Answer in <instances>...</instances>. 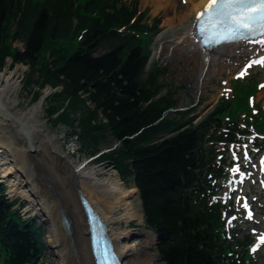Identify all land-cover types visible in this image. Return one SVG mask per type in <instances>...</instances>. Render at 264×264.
<instances>
[{"label": "trees", "instance_id": "1", "mask_svg": "<svg viewBox=\"0 0 264 264\" xmlns=\"http://www.w3.org/2000/svg\"><path fill=\"white\" fill-rule=\"evenodd\" d=\"M147 20L138 0H0V69L10 57L29 67L26 81L56 88L48 115L55 124L76 120L91 153L99 141L116 143L99 160L132 180L165 264H245L246 240L226 231L216 195L229 145L264 131V110L253 112L246 98L256 87L243 92L233 81L231 96L198 120L193 108L171 111L158 65L145 71L159 18ZM18 201L0 182L1 264H38L40 228Z\"/></svg>", "mask_w": 264, "mask_h": 264}, {"label": "rangeland", "instance_id": "2", "mask_svg": "<svg viewBox=\"0 0 264 264\" xmlns=\"http://www.w3.org/2000/svg\"><path fill=\"white\" fill-rule=\"evenodd\" d=\"M179 5L180 0H138L139 9L142 10L146 8L147 10L148 22L154 17L159 18L157 29L151 36V43L149 45L150 56L145 71H149L154 64L158 65L161 70L158 74V80L163 85L161 93L168 92L176 103L177 109L183 108V110H186L193 108L198 119L214 106L220 96H231L233 92V81L239 79L237 82L241 85H238L237 89H243L240 91L246 92L244 89L248 85L257 87V90L253 94H246L247 101L252 104L250 107L251 110L254 112L264 110V63L253 64V60L263 61L264 45H247V48L250 49L251 52H246L241 56L234 57L232 60L227 61L225 63L226 65L222 68L217 67V65H211L210 67L205 66L202 72H200L201 70L199 68L191 69L192 66L185 62V52L180 51L181 47L187 46L188 40H184L183 34L181 33L184 23H182L180 19L183 13L180 11ZM178 31H180V34H178ZM179 35H181V38H178ZM14 45L21 47L19 42H14ZM257 46L260 47V51L255 53L253 51L257 50ZM174 49H176V51ZM187 49L188 47H186V50ZM260 56V59H255ZM14 68H17V73L14 78L16 82L14 89L10 93V98L14 99L17 104L12 107V110L15 108L25 110L33 103H36L41 96H44L38 113H40L39 118L41 123H43L44 127H46L50 133L49 135H54V139L50 142H52L55 147L65 152L69 156V160L71 159L74 161L73 163L79 164L85 160L87 162L85 166L111 169V165L107 166L105 161L99 160V155L101 152H107V150L113 147L114 142L112 139L108 138L107 142L99 141L97 144L98 150L95 153H91L90 151L93 146L79 136V128L76 120L73 121L74 126L64 123L55 124L51 116L48 115L46 98L56 88L47 85L40 89L36 83L33 82V79L37 78L36 76H32L30 82H28V80L26 81V73L29 72V67L24 63H12L10 57L6 58L5 64L0 70ZM241 73L244 74L241 75ZM37 91L40 95L38 98H35ZM240 91L239 95H241ZM240 117L243 119L244 113H241ZM43 135L44 131L36 134V136H34L35 143L38 144L40 139L43 140ZM261 138L264 143V137ZM44 141H46V139H44ZM44 141L42 142L45 143ZM48 144L49 142L46 143L44 150L35 149L34 151L32 150L23 154V157L27 163L26 169L31 172V178L38 182L41 191L45 195V199L53 200L57 205V211L56 209L51 210V215L57 217V220H59L61 224V205L66 209H74V200L78 197L77 188L79 189V187L73 182L70 167L65 158L55 154L53 150L51 151L48 148ZM241 144H234L230 147L232 157L238 156L239 160L230 167V173L223 184V188L224 191H229L232 179L236 177L234 172H237V170L245 171L247 173V179L242 185L239 184L233 187H237V191L231 193L230 199L233 201L234 209L235 207L242 206L245 200L250 201L255 215L252 220L247 222H245V219L242 220V217L236 220L233 219V221H229L228 218V222L234 225L237 224L240 229L248 226V228L254 230L255 234L256 230L257 233L264 230V173L261 171V168H259V156L264 151L257 152L256 148L252 146V143L248 139ZM249 148L253 150V155L251 156L246 155ZM71 150H73L72 153L70 152ZM6 166L7 164H4L1 168L3 169ZM100 175H103V173ZM8 178L14 179V177L8 176L7 179L5 177L6 184L10 186L12 182L8 181ZM2 179L3 177H1L0 172V181ZM121 180L126 187L134 186L130 178ZM9 188L10 187L7 189L8 196L10 198L18 197L20 199L18 203L24 204L22 209H20V213L26 218H32L39 225L44 251L43 258L38 264H56L59 259V255L56 252L57 250L54 247L55 245L52 243L54 229H57L56 232L59 231V233L63 234L65 248L69 252L70 257L74 260L76 257L73 245L74 237L71 229L66 231L57 228L56 223L51 221L52 216L48 219V214L39 208V205H36L29 197L23 195L24 192L21 191L22 188L17 190V194L15 195L9 193ZM227 196L229 197V193H226V198H228ZM130 201L136 212L141 216V220H131L128 223L116 222L111 226L113 231H118L122 228H131L129 229L131 230L130 232H132L131 237L128 236L124 239L117 238L115 240L119 246L130 245L134 243V241H137L135 248L124 258L125 261L130 263L135 261L139 256L149 255L153 264H165L160 260L155 249L153 232L148 229L144 223L137 191L130 198ZM15 207H17V205ZM243 216L245 217L244 212ZM73 219L72 216L69 223L72 222L74 227ZM85 233H87V229H83L82 233L78 235H86ZM252 256L256 264H264V246Z\"/></svg>", "mask_w": 264, "mask_h": 264}, {"label": "bare ground", "instance_id": "3", "mask_svg": "<svg viewBox=\"0 0 264 264\" xmlns=\"http://www.w3.org/2000/svg\"><path fill=\"white\" fill-rule=\"evenodd\" d=\"M208 2L209 0H180L179 5V9L183 13L180 19L184 23L181 33L184 40H188L187 46L181 47L180 51L185 52V62L192 66L191 69L199 68L200 72L205 66L217 65V67L222 68L227 61L232 60L234 57L251 52L247 48L249 42L242 40L222 43L211 49H205L197 43L193 34L195 16ZM178 34H180V31H178ZM178 38H181V35ZM186 47H188L187 50ZM259 48L257 46V50L253 52L258 53L260 51ZM174 50L176 51V49ZM16 73L17 68L0 70V109L10 115L7 119L0 115V172L1 177H6V179L8 176L14 177V179L8 178V181L12 182L9 186V193L15 195L17 190L22 188L23 195L29 197L36 205H39V208L49 215H47L48 219L52 216L51 221L56 223L57 228L63 230L57 217L51 215V210L56 209L57 211V205L53 200L45 199L38 182L31 178V172L26 169L27 163L23 157V154L32 150H44L46 143L49 142L48 148L51 151L53 150L55 154L65 158L70 167L74 184L78 185L82 196L87 199L93 211L106 224L107 233L112 240L114 251L121 255L123 261H125L124 258L135 248L137 241L130 245L119 246L115 240L117 238L131 237L132 232L129 230L131 228L113 231L111 226L116 222L128 223L131 220H141V216L136 212L130 201V198L137 191L136 187H126L119 174L114 170L85 166V164L77 165L71 159L69 160V156L65 152L55 147L50 142L54 139V135H49L50 133L39 118L40 113H38V110L44 100V96H41L36 103H33L25 110H19L18 108L12 110V107L17 104L14 99L10 98V93L15 87L16 80L14 78ZM21 125L26 128V135L23 133ZM43 131L46 141L40 139L38 144L35 143L34 136ZM4 164H7V166L2 169L1 166ZM102 173L103 175H100ZM74 201V209H66L61 205V212L67 220V228L73 232L76 258L73 260L70 257L69 252L65 248L63 234L59 233V231L56 232L57 229H54L52 243L55 245L54 247L59 255L56 264H94L88 233L82 236L78 235L82 233L83 229H87L85 213L79 198L76 197ZM72 216L74 218V227L72 222H70L71 224L69 223ZM123 264H153V262L150 256L146 255L139 256L130 263L125 261Z\"/></svg>", "mask_w": 264, "mask_h": 264}, {"label": "snow or ice", "instance_id": "4", "mask_svg": "<svg viewBox=\"0 0 264 264\" xmlns=\"http://www.w3.org/2000/svg\"><path fill=\"white\" fill-rule=\"evenodd\" d=\"M196 20L199 31L214 45L264 37V0H209ZM254 42L264 44V39Z\"/></svg>", "mask_w": 264, "mask_h": 264}, {"label": "water", "instance_id": "5", "mask_svg": "<svg viewBox=\"0 0 264 264\" xmlns=\"http://www.w3.org/2000/svg\"><path fill=\"white\" fill-rule=\"evenodd\" d=\"M0 115H2L6 119L10 117L9 114L2 112L1 109H0ZM20 127H21L23 133L26 135L27 134L26 128L23 125H21ZM112 169H113V166H111V170ZM77 195H78V198H80V199L84 198L78 188H77ZM85 210H86V213H87V223L88 224H91L92 222H95L94 219H100L96 212H93V211L90 210V212H92L93 215H95V216H89L86 208H85ZM60 219H61L62 227L64 228V230H67V220H66L65 216L62 213H60ZM89 219H90V221H89ZM155 243H156V236H155Z\"/></svg>", "mask_w": 264, "mask_h": 264}, {"label": "flooded vegetation", "instance_id": "6", "mask_svg": "<svg viewBox=\"0 0 264 264\" xmlns=\"http://www.w3.org/2000/svg\"><path fill=\"white\" fill-rule=\"evenodd\" d=\"M240 235H244L246 240L250 239V233L248 229L240 230L239 228H237V237H239Z\"/></svg>", "mask_w": 264, "mask_h": 264}]
</instances>
